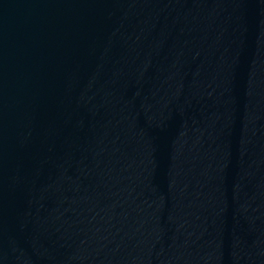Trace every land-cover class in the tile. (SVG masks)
<instances>
[{"label":"water","instance_id":"water-1","mask_svg":"<svg viewBox=\"0 0 264 264\" xmlns=\"http://www.w3.org/2000/svg\"><path fill=\"white\" fill-rule=\"evenodd\" d=\"M0 264H264V0H0Z\"/></svg>","mask_w":264,"mask_h":264}]
</instances>
